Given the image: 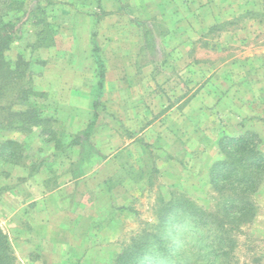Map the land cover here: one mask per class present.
Returning a JSON list of instances; mask_svg holds the SVG:
<instances>
[{
	"label": "rangeland",
	"instance_id": "obj_1",
	"mask_svg": "<svg viewBox=\"0 0 264 264\" xmlns=\"http://www.w3.org/2000/svg\"><path fill=\"white\" fill-rule=\"evenodd\" d=\"M28 1L7 17L6 57L30 63L40 94L31 104L56 135L0 129V141L17 140L22 152L18 164L0 160V224L18 264H114L155 222L160 198L213 207L209 168L222 135L256 130L264 148V0ZM11 95L1 101L8 119L27 107H10ZM51 191L46 215L32 200ZM256 199L239 264H264V185ZM29 220H53L50 239L32 235ZM67 220L89 221L81 243ZM177 239L186 263L194 252Z\"/></svg>",
	"mask_w": 264,
	"mask_h": 264
},
{
	"label": "trees",
	"instance_id": "obj_2",
	"mask_svg": "<svg viewBox=\"0 0 264 264\" xmlns=\"http://www.w3.org/2000/svg\"><path fill=\"white\" fill-rule=\"evenodd\" d=\"M28 2L0 0V129L14 127L25 132L40 127L42 136L55 137L56 131L50 127L53 119L43 116L37 106L31 104V98L40 94L33 92L29 85L30 63L22 57L15 61L6 57L14 42L10 31L12 21L7 17L11 12L26 11ZM250 13L255 14V10ZM98 62L99 86L102 87L105 66L101 60ZM7 92H13L11 98L16 100L10 107L19 105L21 101L27 105L12 110L10 119L3 114L5 107L1 104ZM94 116L97 120L98 112ZM94 126L95 120L88 125L84 135L89 136ZM79 144L85 146L87 143L77 137L76 145ZM218 148L219 157L209 168L210 188L216 195L213 207L199 205L185 194L169 200L160 198L155 206V222L147 223L131 238L117 255L114 264H239L235 257L239 234L257 217L259 203L256 196L264 185L263 141L258 132L246 130L236 135H222ZM20 151L21 145L17 140L0 141V160L18 164L22 157ZM83 173L77 171L74 177L80 178ZM181 226L184 228L181 229ZM177 238L185 240L189 252H194L192 256H184L186 263L177 249L181 245ZM0 264H18L11 239L1 224Z\"/></svg>",
	"mask_w": 264,
	"mask_h": 264
},
{
	"label": "crops",
	"instance_id": "obj_3",
	"mask_svg": "<svg viewBox=\"0 0 264 264\" xmlns=\"http://www.w3.org/2000/svg\"><path fill=\"white\" fill-rule=\"evenodd\" d=\"M256 132H258V131H256ZM52 193H53V191L47 192V193H42L38 197H36L32 200L33 203H34V201L36 202L37 208L40 210H43L44 211L43 213L46 215H49V211H47L48 210L47 207L49 206L48 203H50V201L52 199V197H51ZM48 217L51 218L50 216H48ZM7 221L10 222L9 220H5L6 223H7ZM29 222H30V225H32L31 226V229L33 230L32 235H36L37 233H40L39 231H41L43 229V233L41 234L42 238L46 241L50 239V234H51L50 230H51V228L54 227L53 224L55 223L53 220H29ZM67 222L70 225V230H69L70 232L69 233L74 234V231H76L75 237L77 238V240H79V243H81L83 241V236H84V232L82 231V227H83V225L87 224L89 221L87 222V220H67ZM10 225H13V224L11 223ZM78 229L80 230V232ZM37 230H39V231L37 232ZM60 249L62 250L61 255L64 256L63 248H60ZM83 249L84 250H82V248H80L77 250V251H79L78 255H81V254L83 255L85 253L86 247Z\"/></svg>",
	"mask_w": 264,
	"mask_h": 264
}]
</instances>
